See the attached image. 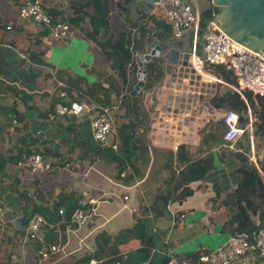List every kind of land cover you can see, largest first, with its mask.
I'll return each instance as SVG.
<instances>
[{"label": "crops", "instance_id": "obj_1", "mask_svg": "<svg viewBox=\"0 0 264 264\" xmlns=\"http://www.w3.org/2000/svg\"><path fill=\"white\" fill-rule=\"evenodd\" d=\"M24 1L0 0V68L4 72L0 75V264H75L84 255L92 256L99 248L102 253L114 248L111 242L117 234L133 228L137 221L143 224V234L150 241L144 243V238L140 237L142 242L132 238L118 243L116 255L120 262L117 264H146L149 261L162 264L166 252L184 256L210 251L225 242L229 234L225 229L228 213L221 204L222 194L236 187L240 180L238 168L256 166V159L264 155V139L254 142L252 136L248 150L243 153L247 158L245 162L231 155V152H242L243 148L237 145L240 137L232 149L221 142L206 148L200 142L199 129L207 130L209 125L218 126L217 138H220L224 107H217L212 101L217 94L232 89L231 85L212 67H205L195 72L199 80L183 74L178 77L179 83H173L170 88L167 79L158 94L145 98V112H142L146 121L142 138L147 154L134 160V168L126 163L121 173V176L126 174L124 182L116 177L113 162L88 157L84 149L92 146L90 120L101 112V108H108L111 118L122 116L123 109L117 108L119 98L131 77L122 80L111 70L110 62L86 36L90 30L86 17L79 24L69 23L76 16L74 4L86 0H39L49 16L69 25L65 39L51 38L46 28L20 17L19 10ZM197 1L204 4L203 8L207 5L206 0ZM197 1L187 0L198 11ZM115 2L108 0L109 26L113 35L128 29L132 22L150 16L164 20L151 0H130L124 11L117 10ZM6 25L11 28L6 30ZM199 31L186 29L175 37L181 40L183 47L193 45L198 48ZM136 55L137 52L135 66ZM156 61L152 62L156 65ZM57 73L63 80L75 81L80 88H89L96 83L107 87L111 83L118 86L119 95L116 97L113 89H109L110 105L102 107L78 88L70 87L66 100L81 104L80 113L50 120L47 114L58 101L59 86L64 84L58 81ZM11 88L17 92L13 93ZM137 95L141 101V95ZM114 109L118 115L111 112ZM13 114L20 121L12 123ZM122 121L124 119L119 117L116 123L113 120L115 129ZM174 145L184 146L191 160L210 155L213 167L202 179L187 184L191 190L188 196L181 201H168L165 214L153 216L150 199L153 194L168 192L164 190L168 173L163 165L166 154L174 152L171 149ZM44 150L48 152L43 156L46 168L30 171L16 164L21 153ZM175 164L172 160V167L177 170ZM213 185L221 190L214 202L211 200L216 196ZM61 192L75 193L80 200L86 201L85 210L89 214L81 223L50 224L41 228L40 236L33 239L25 235L27 222L18 229L11 224L18 216L29 219L37 214L34 212L37 206H49ZM123 196H127L126 200ZM89 199L96 202L90 204ZM244 210L245 215L252 216L249 209ZM53 243H58L63 252L40 260L36 245L42 249ZM141 248L149 251L145 260L137 253ZM108 258L103 256L96 260L91 257L89 261L100 264Z\"/></svg>", "mask_w": 264, "mask_h": 264}, {"label": "trees", "instance_id": "obj_2", "mask_svg": "<svg viewBox=\"0 0 264 264\" xmlns=\"http://www.w3.org/2000/svg\"><path fill=\"white\" fill-rule=\"evenodd\" d=\"M129 1L130 0H116L115 7L117 10L124 11L125 5ZM206 2L207 5L198 13V28L200 31L204 30L206 22L217 12L216 8L211 5L210 0H206ZM74 8L76 16L71 18L69 23L79 24L80 21H84L86 17L90 26V30L86 36L94 42L104 59L110 62L111 70L122 80L131 77V81L126 83L125 92L119 98L120 100L117 107L118 109H123V117L119 116V118H123L124 121L118 123L115 129L117 138L116 148L113 149L107 145L101 146L93 141L92 146H88L84 149V153L88 157L94 156L95 158L113 162L116 168V177L125 182L127 179L125 176L126 174L121 176V173L125 170L126 163L134 168V160L144 158L147 154V147L142 138L146 117L139 106L140 97L139 95H129V91L136 82L134 55L141 50L142 41L147 35L155 32L158 38H165L171 35V28L164 20L150 16L147 19L134 21L131 24L129 23L128 29L121 30L113 35L109 26L110 16L108 0H86L74 4ZM82 8H85V10L83 11ZM145 69L146 79L144 89H148L152 83L158 80L161 71L153 62L147 63ZM213 69L217 75L231 85L232 80L228 72L222 67H214ZM3 73V70L0 68V75ZM57 76L59 79L58 81L64 83L59 86L61 91L69 95L70 87L78 88L81 92L93 98V100L102 107L110 105L109 89H113L116 97L119 95L118 86L111 83L107 87H102L100 83H96L89 88H80L75 81L70 79L63 80L60 73H57ZM11 91H13V93L17 92L14 88H11ZM244 97L245 98L242 99L232 89H226L222 93L217 94L212 103L217 107H224L226 111L234 112L238 117V126L243 129L247 126L248 122H251V136L254 142L255 139H264V101L257 99L256 104H254V100L250 94L246 93ZM57 98L58 101L56 103L66 104L59 95ZM56 103H54L53 106ZM13 117L15 122L20 121V118L16 116V114H13ZM209 126V129L201 130L200 135V142H202L206 148L212 144L215 145L221 142V139L217 138L218 126ZM240 138L242 142L240 140L237 145L243 148L242 152H231V155L238 161L245 162L247 158L243 156V153H245L249 147V134L246 129L243 130ZM22 154L23 153H21V155ZM40 154L43 157L44 155H48V152L44 150L43 152L41 151ZM21 155H19L16 160H19ZM165 160L166 162L163 168L167 171L168 177L165 180L164 190L168 192L164 194L160 192L151 196L149 207L153 216L165 214L168 201H181L188 196L191 190L187 184L191 181L202 179L213 167V160L210 155L191 160L189 159L187 150L182 145L177 146L173 153L168 152ZM172 160L176 162L175 165L177 170L173 169ZM1 167L2 166H0V171L2 169ZM237 171L240 174V180L234 189L222 194L221 199V204L228 213V221L225 224V229L228 230L229 234L237 232L249 233L255 229V224L264 218V155L259 160L256 159V166L240 167ZM213 186L216 196L211 200L214 202L221 195V190L216 185ZM23 196H25V194H23ZM78 201H80V198L76 196L75 193L61 192L49 206H37L34 212L43 216L46 222L52 226L61 223H69L72 212L79 207ZM248 202L256 204L255 214H251L253 218L245 215L244 205ZM80 207L82 210H85V204H82ZM58 210H62V214H59ZM143 231V224L137 221L133 228L120 231L117 234L111 242L114 248L106 253H102V249L99 248L95 254L92 256L84 255L78 259L75 264H86L91 257L97 260L103 256H109V258L102 261L100 264H117L120 262V257L116 255V245H118V243L127 242L132 238L140 239V237L144 238V243H148L150 238L145 237ZM140 241L142 242L141 239ZM36 247L38 249L37 251L41 249L37 245ZM206 252L190 253L184 255V257L195 261L200 254ZM137 253L141 259L145 260L149 251L146 248H141ZM164 261L163 259L162 264ZM146 264L153 263L149 261Z\"/></svg>", "mask_w": 264, "mask_h": 264}, {"label": "built area", "instance_id": "obj_3", "mask_svg": "<svg viewBox=\"0 0 264 264\" xmlns=\"http://www.w3.org/2000/svg\"><path fill=\"white\" fill-rule=\"evenodd\" d=\"M152 6L158 10L161 17L169 24L171 33L179 36L186 29H197L198 11L186 0H151ZM19 16L36 23L47 29L51 38L65 39L68 35L69 25L66 22L52 19L42 8L39 0H25L19 10ZM10 25L5 29L9 30ZM191 65L195 72L203 68L222 67L232 80L231 87L240 98L244 99V94L252 96L254 104L259 99L264 101V58L259 52L248 47L241 46L216 26L211 25L210 31L204 37L202 57H193ZM59 96L66 100V93L61 91ZM66 104L56 103L52 111L47 114V118L52 120L57 116L78 115L82 105L77 101H68ZM12 123H16L11 117ZM223 126L220 139L223 146L231 148L241 136L244 129L251 137V122L243 129L238 126V117L232 111H226L221 117ZM90 132L92 140L101 146H110L115 149L117 146L116 130L109 115L108 108H101V112L96 113L90 120ZM199 134L201 129H199ZM39 134V131L36 132ZM250 143V142H249ZM176 145L172 146L175 151ZM43 157L40 153H23L17 161V165L30 171L41 170L47 165L43 164ZM127 196H123L126 200ZM86 201H78L76 208L70 217L71 224L81 223L89 214L82 210L81 205ZM96 200L89 199L88 203L93 204ZM93 210V209H92ZM90 210V211H92ZM62 214V210H58ZM1 213V210H0ZM50 225L43 216L34 214L27 220L25 235L29 239L40 236L41 228ZM256 227L251 232H237L228 234L227 239L215 249L200 254L195 261L185 258L182 255L169 251L165 253L163 264H264V218L257 222ZM52 226V225H50ZM55 229V228H54ZM2 229L0 228V233ZM60 252L62 247L58 243H53L47 248L38 251L40 260H45L50 254ZM89 261L86 264H94Z\"/></svg>", "mask_w": 264, "mask_h": 264}, {"label": "water", "instance_id": "obj_4", "mask_svg": "<svg viewBox=\"0 0 264 264\" xmlns=\"http://www.w3.org/2000/svg\"><path fill=\"white\" fill-rule=\"evenodd\" d=\"M211 3L217 12L206 22L204 30L199 33L198 48L193 45L188 48L183 47L181 40H177L174 35L159 40L155 32H152L144 39L143 49L135 56L137 80L129 91L130 96L141 95L142 100L139 105L143 112H145L144 99L155 96V93L158 94L167 79L170 80V88L173 83H179V78L183 74L199 80V76L195 75V70L191 65V55L202 57L204 37L210 31L211 25L216 26L241 46L261 53L264 58V0H211ZM154 59L157 60L156 65L160 67L161 75L150 88L144 89L145 64ZM169 93L172 94L171 89ZM222 111L224 113L225 109ZM27 220V218L23 219L22 216H18L11 221V224L18 229Z\"/></svg>", "mask_w": 264, "mask_h": 264}, {"label": "rangeland", "instance_id": "obj_5", "mask_svg": "<svg viewBox=\"0 0 264 264\" xmlns=\"http://www.w3.org/2000/svg\"><path fill=\"white\" fill-rule=\"evenodd\" d=\"M187 1V0H186ZM191 1V0H190ZM197 1V0H196ZM197 4H198V12L203 8V6H204V4H202L201 2H199V1H197ZM218 16V15H217ZM111 112H114V113H116L117 115H118V111L117 110H112ZM118 117L119 116H116V115H114V117L113 118H111V119H113L114 121H115V123L117 122V119H118ZM113 120H112V122H113ZM256 144V143H255ZM254 144V145H255ZM249 209V212H250V214H255V210H256V204L255 203H253V202H248L247 204H245L244 205V209ZM174 222V221H173ZM172 222V223H173Z\"/></svg>", "mask_w": 264, "mask_h": 264}, {"label": "flooded vegetation", "instance_id": "obj_6", "mask_svg": "<svg viewBox=\"0 0 264 264\" xmlns=\"http://www.w3.org/2000/svg\"><path fill=\"white\" fill-rule=\"evenodd\" d=\"M199 28L197 27V29L196 30H198ZM201 31H199V33H200Z\"/></svg>", "mask_w": 264, "mask_h": 264}]
</instances>
